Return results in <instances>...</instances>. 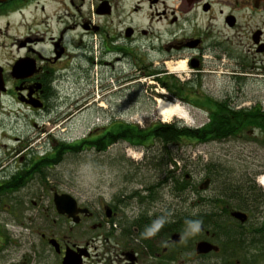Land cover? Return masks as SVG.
Here are the masks:
<instances>
[{
    "label": "flooded vegetation",
    "instance_id": "1",
    "mask_svg": "<svg viewBox=\"0 0 264 264\" xmlns=\"http://www.w3.org/2000/svg\"><path fill=\"white\" fill-rule=\"evenodd\" d=\"M16 17L19 23L13 22ZM0 20L2 35L13 26L25 28L10 43L11 60L0 63L2 122L15 114L32 126L40 118L57 121L55 97L63 95V83L73 73L83 91L80 102L64 111L75 109L66 118L90 108L103 112L106 98L107 111H115L104 96L117 98L135 81L188 102L185 87L199 86L214 68L237 83L248 71L264 72V0H2ZM44 23L59 24V30L32 31ZM179 63L187 67L186 78L175 71ZM94 68L95 84L89 81ZM98 92L103 100L96 107L91 96ZM240 95L211 100L232 111L259 106H241ZM119 123L132 125L114 117L101 125ZM22 151L18 145L0 154V203L24 188L23 178L36 177L34 164L17 157ZM15 160L22 168L11 165ZM260 175L249 181L253 192L213 185L209 175L198 178L187 214L147 205V211L125 215L128 203L119 195L97 208L75 200L76 212L69 217L59 214L53 202L54 194L63 192L50 188L45 208L39 198L30 200L42 209L29 218L42 226L31 231L34 248L11 264H264V187L255 184ZM165 185L162 177L141 190L151 201L150 192Z\"/></svg>",
    "mask_w": 264,
    "mask_h": 264
},
{
    "label": "rangeland",
    "instance_id": "2",
    "mask_svg": "<svg viewBox=\"0 0 264 264\" xmlns=\"http://www.w3.org/2000/svg\"><path fill=\"white\" fill-rule=\"evenodd\" d=\"M49 9L47 8V10ZM16 19L17 17L13 19V22L19 23V19ZM53 27L57 32L60 26L59 24L47 26V23H44L40 27L33 28L32 31L34 33L36 30L39 31V35L44 32L50 34ZM1 28L2 20H0V63L4 64L11 60L15 54L10 43L19 34L21 35L25 28L13 26L7 35L1 34ZM73 35L70 34L69 37ZM97 69L94 68L90 72L89 81H93V84L96 83L95 72ZM175 71L181 73L182 78H186L183 73L187 72V67L182 69L176 67ZM247 73L246 78L237 83L233 79H228L223 69L214 68L212 73L207 74L208 76L200 81L199 86L185 87L183 93L190 95L188 102H179L178 99L169 97L168 92L164 89V91L161 90L160 86L156 93L147 88L149 83L147 85L142 80L141 82L135 81L132 82L128 92H121L117 98L115 95L109 96L112 95L111 93L104 96L112 100L111 106L115 111H107L109 106L106 103L109 99L106 98L103 101V112L90 108L76 111V114L66 118L75 109L65 114L64 111H70L69 108H74L73 103L80 102L81 90L83 91L82 82L73 73L63 83V87H65L63 95L55 97L56 104L60 103L55 111L58 115L61 114V117L54 123L51 122L52 117L40 118L36 122L37 126H32L26 120L22 123L16 116L17 114L8 115L3 122L1 118L0 154L6 148L13 150L21 145L23 151L17 157H23L22 163L26 161L33 163L37 173L33 181H30V178H23L22 186L24 188L19 193L10 195L7 201L4 200L0 203V264L16 263L22 253L26 254L27 251L34 248L30 243L31 231L42 226L30 224L29 218H33L38 211L42 214L41 207L45 208L47 205L46 195L50 188L67 193L76 201L88 204L93 208L107 204L113 197L122 195L128 203L124 207L125 215L131 216L141 209L147 211L149 206H151L150 208L158 206L157 209L174 208L186 214L191 212L192 186L195 185L198 178L205 176L204 174H208L212 178L213 185L223 184L224 187L237 191L250 190L253 192V189L248 187L250 179L255 174H264L262 173L264 171V137L258 135L257 131L245 130L240 135L221 141L205 143L193 141L179 146H171L170 151L172 156H175V164L167 163L166 152L158 141H154L146 148L143 146L133 147L127 142L119 141L109 145L103 151H98L93 146L87 145L81 146L80 150H63L61 146L62 144L78 145L81 140L87 139V137L97 136L104 129L101 123H105L112 117L118 121L126 120L132 125L140 127L151 126L155 122L169 123L173 121H179L187 127H200L207 122L208 112L211 110L209 107L211 98L222 99L224 95L228 96V94L236 96L237 93H240L238 99L241 100V106L259 105L264 108V72L259 69ZM116 89L114 88L112 91ZM90 91L91 86H89ZM91 98L97 99L96 107H99L98 104L103 100L100 92L97 93V97L92 95ZM158 98L176 102L183 111V116H171L165 119L159 115L155 110ZM3 114L6 115V112ZM2 138L8 140H2ZM15 139L20 140L16 141ZM23 140L27 141L22 145ZM3 142L7 143L6 146L1 145ZM46 157H49L51 163L41 167L39 160ZM159 159L163 161L160 167L162 171L152 165L153 161L156 162ZM11 165L21 167L17 160ZM39 169L43 174L39 173ZM167 171L174 172L177 177L180 173L187 176L189 186L184 191L182 188L178 191L173 179L166 180V185L163 188L158 187L152 192L153 198L150 201L148 193L141 189L146 185L155 184L159 178L166 177ZM257 181L256 185L264 187ZM177 188L180 189V187ZM31 199H38L41 207H34L30 203ZM183 228L184 232L188 233L186 226ZM187 236L185 240L188 239Z\"/></svg>",
    "mask_w": 264,
    "mask_h": 264
},
{
    "label": "trees",
    "instance_id": "3",
    "mask_svg": "<svg viewBox=\"0 0 264 264\" xmlns=\"http://www.w3.org/2000/svg\"><path fill=\"white\" fill-rule=\"evenodd\" d=\"M211 110L208 112L207 122L200 127H187L179 121L169 123L155 122L154 125L145 128H139L138 125L112 124L110 127L103 129L102 133L97 136L92 135L87 139L81 140L77 144H62V149L80 150L81 146H93L98 151H103L109 145L116 141L127 142L133 147H148L154 141L162 144L167 155V163L175 164V156H172L171 146H179L195 141L196 143H205L210 141H221L229 137L240 135L243 131H257L258 135L264 137V108L255 107L240 111H232L224 106H219L215 101H209ZM95 136V137H94ZM178 159H180L178 157ZM163 161L159 159L152 162L154 168L160 169ZM51 163L49 157L40 158L39 164L42 166ZM168 165V164H167ZM43 174L41 169L38 170ZM208 176V174H205ZM168 177V178H167ZM174 180L175 186L182 188V191L189 186L187 178L180 173L178 177L174 172L167 171L165 181ZM180 180H182L180 182ZM149 198H153L150 192ZM183 218H187L184 214ZM185 222V221H184Z\"/></svg>",
    "mask_w": 264,
    "mask_h": 264
},
{
    "label": "water",
    "instance_id": "4",
    "mask_svg": "<svg viewBox=\"0 0 264 264\" xmlns=\"http://www.w3.org/2000/svg\"><path fill=\"white\" fill-rule=\"evenodd\" d=\"M2 1V0H0ZM57 56L59 54L57 53ZM4 90L3 88V80L1 76V69H0V93ZM53 202L56 208V211L59 214H67L69 217H72L74 213L76 212V201L75 199L67 194V193H61V194H54L53 196ZM205 244H200L201 248H204Z\"/></svg>",
    "mask_w": 264,
    "mask_h": 264
},
{
    "label": "bare ground",
    "instance_id": "5",
    "mask_svg": "<svg viewBox=\"0 0 264 264\" xmlns=\"http://www.w3.org/2000/svg\"><path fill=\"white\" fill-rule=\"evenodd\" d=\"M184 65V63H179L178 66L182 68L184 67ZM155 110L165 119H168L171 116H183V111L180 109L176 102L167 101L162 98H158L156 100ZM258 182L264 185V174L259 177Z\"/></svg>",
    "mask_w": 264,
    "mask_h": 264
}]
</instances>
